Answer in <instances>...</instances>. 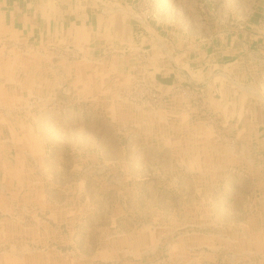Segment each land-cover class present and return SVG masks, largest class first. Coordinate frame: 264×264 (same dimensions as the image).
<instances>
[{"label": "rangeland", "instance_id": "obj_1", "mask_svg": "<svg viewBox=\"0 0 264 264\" xmlns=\"http://www.w3.org/2000/svg\"><path fill=\"white\" fill-rule=\"evenodd\" d=\"M135 3L127 80L0 50V264H264V0ZM146 25L207 31L216 91L151 85Z\"/></svg>", "mask_w": 264, "mask_h": 264}, {"label": "crops", "instance_id": "obj_2", "mask_svg": "<svg viewBox=\"0 0 264 264\" xmlns=\"http://www.w3.org/2000/svg\"><path fill=\"white\" fill-rule=\"evenodd\" d=\"M135 4V0H0L1 53L33 48H40L39 51L43 52L53 47L74 52L78 65L71 74L72 79L78 76L85 80L91 76L88 71L81 70V65L86 64L92 68L99 67L98 72H103L105 77L127 80L134 77L131 69L138 62L128 51L136 27L132 19ZM143 29L145 31L139 32V39H149L147 43L151 45L147 49L151 57L144 59L143 69L147 70L151 85L168 90L187 78L190 83L203 87L196 86V89L200 88L198 92L216 91L213 80L223 74L209 68V63L216 60H211L214 52L209 53L208 47L214 43L208 42L207 31L194 30L189 33L192 40L186 43L183 33L176 35L179 42L172 44L170 41L174 35L165 34L163 28L152 30L146 25ZM226 44L230 48L223 49ZM140 45L139 49L143 50L144 44ZM236 46L239 42L233 37L220 41V55L226 57L231 53L228 60H222L223 63L226 60L231 65L233 61L244 60L235 59L232 52L237 51ZM6 54L12 59L13 54ZM29 54L19 53V61L29 63ZM137 56L143 57L141 54ZM229 63H225L227 67Z\"/></svg>", "mask_w": 264, "mask_h": 264}]
</instances>
